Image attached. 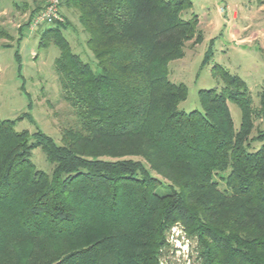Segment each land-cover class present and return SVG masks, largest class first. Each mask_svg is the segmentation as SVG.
Here are the masks:
<instances>
[{
  "label": "trees",
  "instance_id": "16d2710c",
  "mask_svg": "<svg viewBox=\"0 0 264 264\" xmlns=\"http://www.w3.org/2000/svg\"><path fill=\"white\" fill-rule=\"evenodd\" d=\"M191 7L60 0L63 19L41 38L52 34L59 49L54 70L73 120L56 143L0 119V264H159L174 225L197 241L199 264H264V130L250 136L264 92L255 111L245 82L218 68L224 86L200 90L202 112L178 108L186 87L168 79V62L200 39L197 15L182 17ZM63 9L96 70L60 34ZM227 100L240 108L238 129ZM35 147L51 173L34 168Z\"/></svg>",
  "mask_w": 264,
  "mask_h": 264
},
{
  "label": "rangeland",
  "instance_id": "374dc122",
  "mask_svg": "<svg viewBox=\"0 0 264 264\" xmlns=\"http://www.w3.org/2000/svg\"><path fill=\"white\" fill-rule=\"evenodd\" d=\"M40 1L0 0V11L7 10L0 14V26L7 29L10 36L0 39V119L14 121L16 131H28L30 141L34 140L33 133L40 130L60 143V129L72 122L73 117L60 96L54 70L59 49L52 34H45L42 39L47 25L32 30L27 23L30 11ZM191 2L192 7L184 10L182 17L197 15L200 39L196 43L193 39L185 41L182 52L168 62V79L186 87V98L178 108L186 113L202 112L200 90L220 91L224 81L218 68H222L245 82L251 106L258 110L264 92V0ZM63 12L69 23L60 27V34L71 50L96 70V61L76 17L65 9ZM23 23L26 26L20 30ZM227 105L233 126L238 129L240 108L230 100ZM258 130H264L263 115L254 117L250 136H255ZM260 145L261 142H253L251 149ZM30 161L35 169L51 173L52 164L40 147L31 150ZM223 186L220 183V187ZM166 239L167 245L160 250L159 264H199L197 241L188 238L179 225L169 230Z\"/></svg>",
  "mask_w": 264,
  "mask_h": 264
},
{
  "label": "built area",
  "instance_id": "2783aa9c",
  "mask_svg": "<svg viewBox=\"0 0 264 264\" xmlns=\"http://www.w3.org/2000/svg\"><path fill=\"white\" fill-rule=\"evenodd\" d=\"M60 0H45L44 6L31 18L29 27L33 30L41 25H52L62 21Z\"/></svg>",
  "mask_w": 264,
  "mask_h": 264
},
{
  "label": "crops",
  "instance_id": "0c3cea01",
  "mask_svg": "<svg viewBox=\"0 0 264 264\" xmlns=\"http://www.w3.org/2000/svg\"><path fill=\"white\" fill-rule=\"evenodd\" d=\"M6 12H7L6 9H2V10L0 11V14H1V13L4 14V13H6Z\"/></svg>",
  "mask_w": 264,
  "mask_h": 264
}]
</instances>
